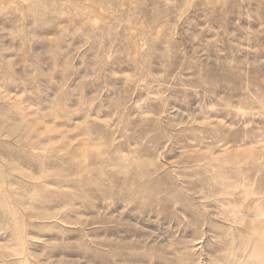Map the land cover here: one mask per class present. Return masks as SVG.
<instances>
[{
    "label": "rangeland",
    "instance_id": "obj_1",
    "mask_svg": "<svg viewBox=\"0 0 264 264\" xmlns=\"http://www.w3.org/2000/svg\"><path fill=\"white\" fill-rule=\"evenodd\" d=\"M13 213L46 264H264V0H0Z\"/></svg>",
    "mask_w": 264,
    "mask_h": 264
},
{
    "label": "bare ground",
    "instance_id": "obj_2",
    "mask_svg": "<svg viewBox=\"0 0 264 264\" xmlns=\"http://www.w3.org/2000/svg\"><path fill=\"white\" fill-rule=\"evenodd\" d=\"M2 201L3 202L9 201V203L13 201L18 202V198L17 197H14L13 199L3 198ZM28 218L29 219H27L26 221L19 222L14 213L10 215V220H11L10 223H12L16 227L15 233H12V238L15 239V242H14L15 245L13 246L14 248H10V247H7V244L5 245L4 243L3 245L0 244L1 249H3L2 251L5 250L3 253L0 254V260L1 261L3 260L4 263L6 259H13V260H18L17 264H46L47 261H45V263L38 261L39 260L38 258L40 256L39 254H35V252L32 251L31 247L37 244H40V243H43L45 245L49 243L50 241L43 240L41 239L42 237L37 238V236H35L33 233L28 232V230L34 226L33 216L28 217ZM253 232H254L255 237L257 238L256 247L261 252L259 255V258L260 260H264V226L263 224L260 225L259 221H257L256 228L254 229ZM0 241H3L6 243L7 241H10V238L5 239V240L2 239Z\"/></svg>",
    "mask_w": 264,
    "mask_h": 264
}]
</instances>
